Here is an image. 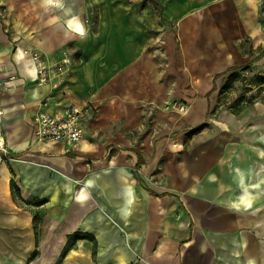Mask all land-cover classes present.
<instances>
[{"label":"crops","instance_id":"crops-1","mask_svg":"<svg viewBox=\"0 0 264 264\" xmlns=\"http://www.w3.org/2000/svg\"><path fill=\"white\" fill-rule=\"evenodd\" d=\"M259 47L264 0H0V80L10 87L0 123L11 152L0 161V264L262 263L250 228L264 225L254 214L264 108L253 111V138L177 133L205 121L216 78ZM34 50L72 56L57 101L97 106L76 148L32 144L49 89L37 83ZM180 103L187 114L173 111ZM51 227L65 245L80 233L60 262L65 245L53 257L38 248Z\"/></svg>","mask_w":264,"mask_h":264},{"label":"rangeland","instance_id":"rangeland-1","mask_svg":"<svg viewBox=\"0 0 264 264\" xmlns=\"http://www.w3.org/2000/svg\"><path fill=\"white\" fill-rule=\"evenodd\" d=\"M243 43H246L244 47L245 51H251L249 40H245ZM263 50L264 47H259L255 50L252 49V57L250 61L241 65H247V68L242 69L238 73L236 79H228L230 72L226 73L225 75L218 76L215 81V89L210 93L208 98L210 102V108L205 121L201 124H194L179 128L177 133L182 135L185 140L195 137L207 138L211 140H218L219 138L231 140L244 139L245 137L253 138V111L256 107L264 108ZM181 104L183 103L173 106V111H176V106ZM228 117L241 120L243 124L239 128L235 129L231 126V124L227 123ZM149 130V128H142L141 130L139 129L136 131L135 135L136 137L141 138L143 135H148L150 133ZM258 196L259 199L257 201V205L254 207L257 212H254V214H257L258 217H260L259 215L264 213V195ZM34 202H37L35 197L33 199V203ZM37 217L38 215L35 217V219ZM261 223H264V221ZM250 231L253 232V236L259 240V244L263 250H261L263 262H257L255 264H264V225L253 226L250 228ZM50 234H53L55 237H51V241L44 243L43 245L40 243L38 248L40 250H44L45 252L48 251L50 257H53L57 252V248L60 246L64 247L65 243H61V241H54V239L57 238V234L56 232H53L52 227L50 228ZM74 241L75 240H73L71 236L68 244L74 245ZM57 259L59 260V258Z\"/></svg>","mask_w":264,"mask_h":264},{"label":"built area","instance_id":"built-area-1","mask_svg":"<svg viewBox=\"0 0 264 264\" xmlns=\"http://www.w3.org/2000/svg\"><path fill=\"white\" fill-rule=\"evenodd\" d=\"M31 57L36 69L37 83L49 86L47 93L39 102L32 121L34 134L32 144L62 143L72 149L76 148L83 140L87 122L97 115V106L92 102L83 106L63 105L56 100L58 90L72 65V56L68 51H63L59 56L50 57L43 52L34 50L31 52ZM9 88L7 82L0 80V94ZM175 112L187 114L188 105L176 106ZM10 153V147L6 143L0 123V161H4Z\"/></svg>","mask_w":264,"mask_h":264},{"label":"trees","instance_id":"trees-1","mask_svg":"<svg viewBox=\"0 0 264 264\" xmlns=\"http://www.w3.org/2000/svg\"><path fill=\"white\" fill-rule=\"evenodd\" d=\"M263 52H264V50H263ZM245 68H247V65H243V66H234V67H231V68H229L225 73H223V74H226V73H229L230 72V75H229V77H228V79H236V77L238 76V73L242 70V69H245ZM222 75V74H221ZM263 82H264V79H263ZM215 89V87L212 89V91ZM211 91V92H212ZM199 129V128H198ZM198 129H196V130H198ZM11 185H12V189H13V192L16 194V195H18L19 196V188L17 187V185L14 183V182H12L11 183ZM40 203H42V202H40ZM80 237V233H75V234H73L72 235V238H73V240H75L76 238H79ZM72 244L70 245V244H66L65 245V247H64V249H63V253H62V255H61V259L59 260V262L65 257V255H66V253L72 248Z\"/></svg>","mask_w":264,"mask_h":264}]
</instances>
